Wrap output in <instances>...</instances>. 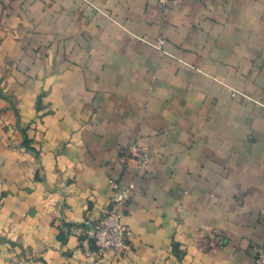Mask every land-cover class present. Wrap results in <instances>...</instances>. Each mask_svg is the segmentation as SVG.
Returning a JSON list of instances; mask_svg holds the SVG:
<instances>
[{
	"label": "crops",
	"instance_id": "0c3cea01",
	"mask_svg": "<svg viewBox=\"0 0 264 264\" xmlns=\"http://www.w3.org/2000/svg\"><path fill=\"white\" fill-rule=\"evenodd\" d=\"M0 90V264H89L111 181L131 248L93 264H252L264 0H0Z\"/></svg>",
	"mask_w": 264,
	"mask_h": 264
},
{
	"label": "built area",
	"instance_id": "2783aa9c",
	"mask_svg": "<svg viewBox=\"0 0 264 264\" xmlns=\"http://www.w3.org/2000/svg\"><path fill=\"white\" fill-rule=\"evenodd\" d=\"M166 0H159L164 4ZM161 42L157 48H160ZM236 94V93H235ZM130 156L135 161L137 171L144 170L150 161V154L145 149L134 146L130 148ZM111 197L108 205L101 211L100 216L88 225L84 233L85 241L92 246V250L85 252L93 264L96 258L107 254L120 257L130 251V231L123 224V210L130 200V193L134 189V183L130 182L122 187L111 181ZM252 264H264V245L256 248V254Z\"/></svg>",
	"mask_w": 264,
	"mask_h": 264
},
{
	"label": "rangeland",
	"instance_id": "374dc122",
	"mask_svg": "<svg viewBox=\"0 0 264 264\" xmlns=\"http://www.w3.org/2000/svg\"><path fill=\"white\" fill-rule=\"evenodd\" d=\"M16 38H18L17 36H16ZM2 90H0V92H1ZM1 95H4V97H6V95L5 94H3V91L0 93Z\"/></svg>",
	"mask_w": 264,
	"mask_h": 264
},
{
	"label": "trees",
	"instance_id": "16d2710c",
	"mask_svg": "<svg viewBox=\"0 0 264 264\" xmlns=\"http://www.w3.org/2000/svg\"><path fill=\"white\" fill-rule=\"evenodd\" d=\"M88 228V227H87ZM91 246V245H90ZM93 248H92V246H91V250H92Z\"/></svg>",
	"mask_w": 264,
	"mask_h": 264
}]
</instances>
